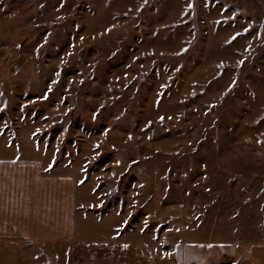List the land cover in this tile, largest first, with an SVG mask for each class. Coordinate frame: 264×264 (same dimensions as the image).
<instances>
[{"label": "rangeland", "instance_id": "obj_1", "mask_svg": "<svg viewBox=\"0 0 264 264\" xmlns=\"http://www.w3.org/2000/svg\"><path fill=\"white\" fill-rule=\"evenodd\" d=\"M0 158V264H264V0H0Z\"/></svg>", "mask_w": 264, "mask_h": 264}, {"label": "crops", "instance_id": "obj_2", "mask_svg": "<svg viewBox=\"0 0 264 264\" xmlns=\"http://www.w3.org/2000/svg\"><path fill=\"white\" fill-rule=\"evenodd\" d=\"M26 181L25 162L0 158V236L27 225Z\"/></svg>", "mask_w": 264, "mask_h": 264}]
</instances>
